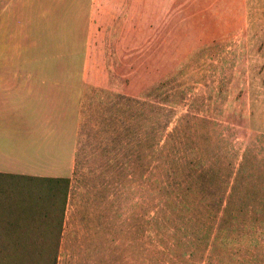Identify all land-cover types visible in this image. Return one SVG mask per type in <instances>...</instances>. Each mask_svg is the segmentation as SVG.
<instances>
[{
	"label": "rangeland",
	"instance_id": "1",
	"mask_svg": "<svg viewBox=\"0 0 264 264\" xmlns=\"http://www.w3.org/2000/svg\"><path fill=\"white\" fill-rule=\"evenodd\" d=\"M10 2L0 30L25 26L13 51L0 33V62L73 85L56 114L0 103V137L47 138L37 172L71 179L57 264H264V0H30L1 18Z\"/></svg>",
	"mask_w": 264,
	"mask_h": 264
},
{
	"label": "trees",
	"instance_id": "2",
	"mask_svg": "<svg viewBox=\"0 0 264 264\" xmlns=\"http://www.w3.org/2000/svg\"><path fill=\"white\" fill-rule=\"evenodd\" d=\"M71 179L0 173V264H57Z\"/></svg>",
	"mask_w": 264,
	"mask_h": 264
},
{
	"label": "crops",
	"instance_id": "3",
	"mask_svg": "<svg viewBox=\"0 0 264 264\" xmlns=\"http://www.w3.org/2000/svg\"><path fill=\"white\" fill-rule=\"evenodd\" d=\"M26 1V2H24ZM30 0H12L6 6V10L1 11V18L6 15H12L11 7L14 5L29 6ZM57 1V0H53ZM74 5L78 4L79 0H74ZM17 2L18 4H14ZM101 0H89L91 3V9L93 7L99 6ZM55 5V4H54ZM94 13V10H93ZM44 14V11H43ZM93 14H91V18ZM40 18H43L41 16ZM11 21V18L7 20L6 34L3 30L0 33L3 35L5 42H9V51H13V39L18 33L17 24H23L20 22ZM15 23V24H14ZM25 26L24 24L22 25ZM22 28V27H21ZM21 34L24 35L25 31L22 30ZM0 70L7 71L6 75L0 74V103L4 108H15L19 117H23L24 114L27 117L37 116L42 111L45 113L52 112L55 113L56 108L52 106L56 105L57 102L61 104V87L68 85L72 87L71 81H66L63 84L60 80L52 79H37L30 77V68L27 64L21 63H11V62H0ZM76 85H74L75 87ZM50 102V103H49ZM50 105V106H49ZM7 110V109H6ZM8 112V111H6ZM56 114V113H55ZM18 133V132H15ZM19 134V133H18ZM19 136H21L19 134ZM47 142V138L38 139L30 137H0V173L17 174V175H27L35 177H64L62 175H52V174H41L37 171L48 172V169L37 170L36 162L43 161L47 164L45 160H52L56 155H54V150L50 148ZM37 172V173H36Z\"/></svg>",
	"mask_w": 264,
	"mask_h": 264
}]
</instances>
